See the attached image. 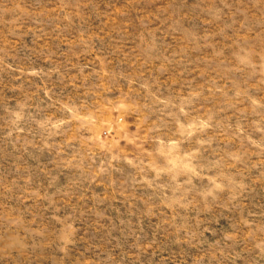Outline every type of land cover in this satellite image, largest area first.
Returning a JSON list of instances; mask_svg holds the SVG:
<instances>
[{
  "label": "rangeland",
  "instance_id": "obj_1",
  "mask_svg": "<svg viewBox=\"0 0 264 264\" xmlns=\"http://www.w3.org/2000/svg\"><path fill=\"white\" fill-rule=\"evenodd\" d=\"M0 264H264V0H0Z\"/></svg>",
  "mask_w": 264,
  "mask_h": 264
}]
</instances>
